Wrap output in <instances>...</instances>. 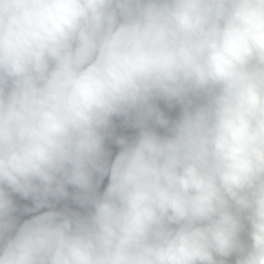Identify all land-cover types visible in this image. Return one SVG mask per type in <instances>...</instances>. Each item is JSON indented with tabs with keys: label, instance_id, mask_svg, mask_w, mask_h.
Masks as SVG:
<instances>
[{
	"label": "clouds",
	"instance_id": "9594fccd",
	"mask_svg": "<svg viewBox=\"0 0 264 264\" xmlns=\"http://www.w3.org/2000/svg\"><path fill=\"white\" fill-rule=\"evenodd\" d=\"M233 257L264 264V0H0V264Z\"/></svg>",
	"mask_w": 264,
	"mask_h": 264
},
{
	"label": "water",
	"instance_id": "95a60500",
	"mask_svg": "<svg viewBox=\"0 0 264 264\" xmlns=\"http://www.w3.org/2000/svg\"><path fill=\"white\" fill-rule=\"evenodd\" d=\"M157 103H158V106L161 108V110L164 112V114L166 115V117L168 119L175 120L179 117L180 112H181V108L179 105H174L172 107H168L165 104V102H163V101H159ZM113 121H114V125L116 126V130H117L118 134L126 135L130 138L134 137L135 135L138 134L137 129L131 128L128 125L124 124V119L122 117L121 118H113ZM155 130L161 135H163L165 133V130L163 128L156 127ZM105 146H106V150L111 153V158H114V156L119 151V146L116 145L114 143V141L111 139L106 141ZM107 182H108L107 178H105L103 180L101 186H100L99 191H101V192L103 191V188L106 187ZM68 191L71 194V193H74L76 190L74 188H72L71 186H69ZM13 198H14V201L16 202L17 206H18V211H17V213H15L18 223H22L24 219H28L31 217V215L36 214V213H24L21 210L22 206L34 207L31 200H23L18 195H15ZM54 204H55V208L58 210L67 207L73 211H80V212L85 211L77 203L72 201V199L70 197H69V199H66V200L54 202ZM47 210L48 209H41L40 211H47ZM231 259H232V264H234L235 258L233 257Z\"/></svg>",
	"mask_w": 264,
	"mask_h": 264
}]
</instances>
